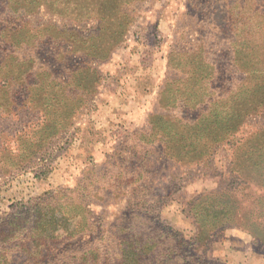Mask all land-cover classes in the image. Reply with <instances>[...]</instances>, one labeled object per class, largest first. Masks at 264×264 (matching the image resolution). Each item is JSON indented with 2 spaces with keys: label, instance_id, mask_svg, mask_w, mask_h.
Listing matches in <instances>:
<instances>
[{
  "label": "rangeland",
  "instance_id": "rangeland-1",
  "mask_svg": "<svg viewBox=\"0 0 264 264\" xmlns=\"http://www.w3.org/2000/svg\"><path fill=\"white\" fill-rule=\"evenodd\" d=\"M31 1L35 4L24 13H9L0 3V220L51 194L57 198L50 202L69 205L70 211L73 201H81L88 213L77 210L69 230L80 224L91 230L86 233L84 225L82 240L71 244L73 258L90 249L105 251L106 258L103 243H116L121 233L116 227H127L122 219L137 209V200L157 203L161 198L163 204L152 213L180 231L188 246L168 264L187 259L199 264L201 258L264 264V244L237 227L211 233L194 248L198 226L189 214L193 198L233 181L234 145L264 128V109L202 164L159 159L160 149L146 143L151 126L165 114L169 122L184 114L196 118L202 110L188 114L160 105L169 79L182 78L170 65L179 52L187 58L206 53L215 67L207 81L220 94L243 83L234 59L264 58V0H141L129 7L130 26L111 57L94 64L77 51L87 35H95L96 26L79 18V0ZM53 1L63 6L64 14L52 9ZM6 17L13 22L7 24ZM93 40L85 47L94 46ZM26 63L31 76L23 88L16 67ZM87 65L97 68L94 85L88 82L92 71ZM216 72L221 76L214 80ZM245 82L246 87L252 84ZM53 120L66 123L57 135L49 131ZM151 183L159 187L157 195L144 192ZM252 190L247 194L239 187L247 204L249 195L256 194ZM83 216L89 221H82ZM12 258L24 261L20 254Z\"/></svg>",
  "mask_w": 264,
  "mask_h": 264
},
{
  "label": "trees",
  "instance_id": "trees-1",
  "mask_svg": "<svg viewBox=\"0 0 264 264\" xmlns=\"http://www.w3.org/2000/svg\"><path fill=\"white\" fill-rule=\"evenodd\" d=\"M79 2L81 4L76 9L79 18L82 21H95L96 26L93 30L95 35H87V41L80 43L77 51L84 53L93 64L106 61L117 44L122 42L130 26L132 17L129 7L141 0ZM0 3L8 8L9 13L27 12L26 9L35 4L31 0H0ZM53 4V10L64 14L63 6L60 7L56 1ZM6 18L7 24L13 22V19ZM256 29L254 27L252 33ZM90 39H94L95 47L90 45L86 48ZM184 55L179 52L178 58L170 61L171 68L178 70L176 72L182 78L173 81L169 79L161 94L160 105L165 106L164 110L179 107L185 113L202 110L196 118L184 114L171 118L169 122L164 121L165 114L151 126V138L144 140L149 146H153L151 149H160L159 159L172 160L183 165L202 164L218 147L231 142L247 119L259 115L264 109V58L255 56L245 62L243 60V63L234 59L237 69L243 71V83L235 90L220 94L210 87L212 82L207 81L214 76L215 67L206 53H197L190 58L183 57ZM87 66L92 71L88 82L94 85L98 82L97 68L94 65ZM29 68L27 63L16 67V77L22 79L23 88L28 85L27 79L31 76ZM219 76L221 74L216 72L214 80ZM248 79L252 84L249 83L246 87L245 81ZM51 97L54 101V97ZM52 122L49 123L51 134L57 135L65 129L66 123L60 120ZM45 134L44 131L43 139ZM234 147L230 166L233 181L222 189L203 192L189 203V214L198 226L194 248L205 242L211 233L226 227L241 228L250 233L257 243L264 244V128ZM122 166H125L124 162ZM240 186L245 188L247 194L250 189L256 193L249 195L251 197L248 204L245 202L247 197L239 191ZM158 188L151 183L143 190L154 194L160 191ZM258 189L263 191L262 194L257 195L260 193ZM56 198L54 194L49 198L39 197L33 206L21 205L10 216L0 220V264H18L12 258L16 254L24 258L22 264H168L169 260L188 248L180 231L152 213L163 204L160 198L157 203L137 200V209L135 206L136 210L122 219L127 222V227H116L117 232L121 231L120 236L117 234L114 239L116 243H111L113 240L103 243L109 252L108 257H103L104 254L108 255L105 251L90 249L82 257L73 258L71 244L77 238L82 240L84 225L88 226L86 233L90 232L91 226L80 224L78 229L70 231L68 223L79 216L77 210L88 213V208L81 201H73L70 211L69 205L50 202ZM73 211L76 212L74 216ZM81 218L82 221H89L86 216ZM61 229L67 231L66 235L62 236ZM101 258L102 262L98 263ZM201 259L203 261L198 260L199 264L220 263ZM183 264H192V260L187 259Z\"/></svg>",
  "mask_w": 264,
  "mask_h": 264
}]
</instances>
